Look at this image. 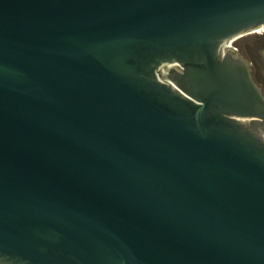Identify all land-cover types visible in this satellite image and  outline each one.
I'll return each instance as SVG.
<instances>
[{
    "label": "water",
    "instance_id": "1",
    "mask_svg": "<svg viewBox=\"0 0 264 264\" xmlns=\"http://www.w3.org/2000/svg\"><path fill=\"white\" fill-rule=\"evenodd\" d=\"M264 0H0V264H264V98L224 49Z\"/></svg>",
    "mask_w": 264,
    "mask_h": 264
},
{
    "label": "flooded vegetation",
    "instance_id": "2",
    "mask_svg": "<svg viewBox=\"0 0 264 264\" xmlns=\"http://www.w3.org/2000/svg\"><path fill=\"white\" fill-rule=\"evenodd\" d=\"M224 49L246 66L251 82L264 98V29L229 39ZM264 140V131L260 132Z\"/></svg>",
    "mask_w": 264,
    "mask_h": 264
}]
</instances>
